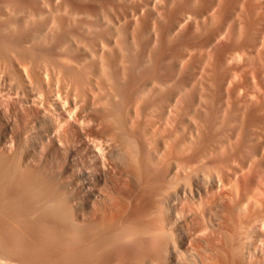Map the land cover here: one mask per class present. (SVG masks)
Returning <instances> with one entry per match:
<instances>
[{
    "label": "rangeland",
    "instance_id": "374dc122",
    "mask_svg": "<svg viewBox=\"0 0 264 264\" xmlns=\"http://www.w3.org/2000/svg\"><path fill=\"white\" fill-rule=\"evenodd\" d=\"M259 38L264 0H0V174L15 173L20 193L0 196L8 203L0 201V257L12 264H259L252 248L244 251L250 227L236 223L258 212L251 215L246 194L261 200L256 170L243 162L264 146ZM253 73L261 76L254 88ZM66 112L90 120L98 138L128 142L106 148L104 171L89 168L94 190L79 179L90 167L80 135L63 146L49 135L73 122ZM37 175L67 191L66 213L47 208L45 216L63 229L84 216L82 231L66 228L63 238L37 224ZM69 191L78 203L68 201ZM88 194L108 217L99 225L88 224Z\"/></svg>",
    "mask_w": 264,
    "mask_h": 264
},
{
    "label": "bare ground",
    "instance_id": "6f19581e",
    "mask_svg": "<svg viewBox=\"0 0 264 264\" xmlns=\"http://www.w3.org/2000/svg\"><path fill=\"white\" fill-rule=\"evenodd\" d=\"M219 1V0H218ZM219 4V3H218ZM218 11H219V9H218ZM217 11V12H218ZM24 21V20H23ZM46 22H48V21H46ZM46 22H44V24H45V26H48L47 24L48 23H46ZM51 22V21H50ZM43 24V25H44ZM21 25V24H20ZM42 25V26H43ZM51 25V24H50ZM7 26V25H6ZM39 26H41V25H39ZM41 26V27H42ZM8 27H9V25H8ZM7 27V28H8ZM11 27V26H10ZM51 27V26H50ZM233 27H235V26H233ZM232 27V28H233ZM238 27V26H237ZM7 28H4L5 30L7 29ZM45 28V27H44ZM44 28H42V30H44ZM47 28V27H46ZM41 29V28H40ZM39 29V30H40ZM52 28H50V30H51ZM37 31V33H39L38 32V29H36ZM239 29H237V31H238ZM7 32H9V31H7ZM42 32H44V31H42ZM47 32V31H46ZM234 32V31H233ZM35 33V30H34V32H32V34H34ZM221 33V32H220ZM230 33H232V30H231V32H230V30H229V34ZM237 33V32H236ZM260 34H263V33H260ZM39 35H41V33L39 34ZM32 36V35H31ZM33 37V36H32ZM35 37V36H34ZM263 37V36H262ZM37 38V37H36ZM39 38V37H38ZM38 38H37V40H38ZM29 39L30 38H27V41H29ZM34 39V38H33ZM41 39V38H40ZM259 39H261V38H259ZM31 40H32V38H31ZM34 40H36V39H34ZM44 40V39H43ZM33 41V40H32ZM31 41V42H32ZM40 41V40H39ZM45 41V40H44ZM261 41H264V39L262 40L261 39ZM41 42H42V40H41ZM40 42V43H41ZM33 43V42H32ZM31 43V44H32ZM36 43H38V41L36 42ZM259 43H261V42H259ZM34 44V43H33ZM262 44H263V42H262ZM261 46H263V45H261ZM247 47H249V46H247ZM257 47V46H256ZM264 47V46H263ZM263 47H261L262 49H263ZM259 49V48H258ZM258 49H256V51H254L255 52V54L256 53H258L257 52V50ZM251 51V50H250ZM258 51H260V50H258ZM261 52H262V50H261ZM249 53V52H248ZM251 53V52H250ZM260 53V52H259ZM247 54V53H246ZM255 54H254V56H255ZM261 54H263V52L261 53ZM260 54V55H261ZM259 55V56H260ZM247 56H249L248 54H247ZM251 56V55H250ZM258 55H257V57H259ZM262 57L264 56V55H261ZM260 56V57H261ZM256 57V56H255ZM262 57L260 58V61L262 60ZM247 58H249V57H247ZM254 58V57H253ZM253 58H251V59H253ZM254 59H256V58H254ZM254 59H253V61H254ZM245 60V59H244ZM250 60V59H249ZM246 61H247V59H246ZM252 61V60H251ZM250 61V62H251ZM256 61V60H255ZM254 61V62H255ZM258 61H259V59H258ZM257 61V62H258ZM257 62H256V64L255 65H257ZM262 62H264V59H263V61H261V63L260 64H258V68H259V71H263L264 70V68H263V70H262V67H264V63H262ZM43 63V62H42ZM248 63V62H247ZM246 64V63H245ZM249 64V63H248ZM252 64V63H251ZM250 64V65H251ZM246 66H247V64H246ZM254 66V65H253ZM43 67V66H42ZM45 67V66H44ZM250 68H252L251 66H250ZM254 68H255V70L254 69H252L251 71H253L254 73H256V74H258V72L256 71V69H258V68H256L255 66H254ZM44 69H46V68H44ZM261 69V70H260ZM247 70H249V69H247ZM249 72H250V70H249ZM248 73V72H247ZM252 73V72H251ZM250 73V74H251ZM253 73V75H251L252 76V78L254 79L255 77H256V74H254ZM249 74V75H250ZM262 74H263V72L261 73V76H262ZM264 75V74H263ZM250 76V77H251ZM258 77L260 76V75H257ZM260 76V77H261ZM257 77V78H258ZM263 77V76H262ZM247 78V77H246ZM257 78H255L256 79V81H253L254 82V84H252V87L254 86V85H256L255 84V82H258L257 81ZM259 81H261V80H259ZM252 82V83H253ZM250 83V82H249ZM248 83V84H249ZM251 84V83H250ZM249 84V85H250ZM258 84V83H257ZM263 84V83H262ZM259 85V84H258ZM260 86H262L261 84H260ZM256 87H257V85H256ZM250 88H251V86H250ZM254 88V87H253ZM264 89V87L262 86V87H260V89ZM258 89H259V87H258ZM259 89V90H260ZM247 90V89H246ZM254 90V89H253ZM261 91H264V90H261ZM251 92V91H250ZM249 93V92H248ZM264 93V92H263ZM251 94V93H250ZM253 94H255V93H253ZM258 94V93H257ZM260 94V93H259ZM262 94V93H261ZM249 95V94H248ZM245 96H246V94H245ZM259 96H261V95H259ZM253 97H254V95H253ZM257 97V96H256ZM256 97H255V100H256ZM262 97H264V96H261V98L260 99H258V100H261L262 101V103H264V101L262 100ZM248 100V99H247ZM255 100H253V103L252 104H255L254 102H256ZM247 102V101H246ZM260 102V101H259ZM258 103V102H257ZM246 104V103H245ZM251 104V103H250ZM249 104V105H250ZM246 105H248V104H246ZM263 105V104H262ZM255 107L257 106V104H255L254 105ZM253 106V107H254ZM258 106H259V104H258ZM264 106V105H263ZM246 107V106H245ZM250 107V106H249ZM75 108V104H73V105H71L70 106V108L68 109V112H72L73 111V109ZM252 108V107H251ZM250 108V109H251ZM260 108V107H259ZM264 108V107H263ZM245 109V111H248V110H246L247 108H244ZM249 109V110H250ZM255 110V109H254ZM260 110V109H259ZM261 110H263L264 111V109H261ZM261 110H260V112H261ZM67 111V110H66ZM255 111H257V110H255ZM244 112V111H243ZM253 112V111H252ZM251 112V113H252ZM259 112V111H258ZM70 113H67L66 112V115L67 116H65L66 118L68 117V118H70V117H72V119H73V122L70 124L69 122V124H66L65 123V125H62L63 127H57V128H54L51 132H50V134L49 135H51V134H53V136L55 137V139H54V141H56V143L58 144V145H60V146H63L65 143H66V141H67V138H69L70 136H71V134H77V135H80V137L82 138V151H83V154L84 155H86V159H88V163L90 164V167H85V169H83L82 170V172H80V173H78V175H79V179L81 180V182L84 184V186L83 187H85L86 189H88V191H91V190H94L93 189V182H92V178H91V173H90V170H89V168H91V166H95V165H98V166H100L101 168H102V170L104 171L105 170V168H106V160L108 159V155H107V153H106V148L108 147V146H115V144L116 143H121V144H123V145H126L128 142H126V139H125V137H120V136H118V135H116V134H110V133H108V134H106L103 138H98V137H96L95 135H94V131H93V127H92V125H91V121L89 120H86V119H84L82 116H80L79 114H74L73 115V113H72V116H71V114ZM244 113H246V112H244ZM248 113V112H247ZM246 113V114H247ZM257 113V112H256ZM255 113V114H256ZM70 114V115H69ZM250 114V113H249ZM254 114V113H253ZM258 114V113H257ZM262 112L260 113V114H258L257 116H259L257 119H258V122L260 123V125L261 126H264V113L262 114ZM252 115V114H251ZM250 115V116H251ZM256 116V117H257ZM64 118V117H63ZM66 118H64V119H66ZM71 119V118H70ZM250 119V118H249ZM249 119H248V121H249ZM252 119H253V117H251V120L250 121H252ZM95 123H92L93 125H97V126H105L106 125V123H107V121H103L102 119H99V120H97V119H92ZM65 121V120H64ZM257 121V120H256ZM244 123V122H243ZM253 123H254V121H253ZM258 123V124H259ZM249 124V123H248ZM255 124V123H254ZM257 124V125H258ZM244 126V125H243ZM251 126H252V124H251ZM250 126V127H251ZM261 126H258L259 127V129H260V127ZM257 127V126H256ZM258 127H257V129H258ZM60 128H62V129H60ZM247 128H249V125H248V127ZM253 128H255V127H253ZM243 129H244V127H243ZM263 129V128H262ZM248 130H250V129H248ZM256 130V129H255ZM247 131V130H246ZM254 131V130H253ZM262 131V130H261ZM261 131H258L259 133L261 132ZM264 131V130H263ZM262 131V132H263ZM245 132V131H244ZM255 132V131H254ZM253 132V133H254ZM248 133H249V131H248ZM252 133V134H253ZM246 134H247V132H246ZM255 134H257L258 135V133H254V135ZM258 136H260V135H258ZM261 136L262 137H264L263 136V134H261ZM260 136V137H261ZM261 140V139H260ZM262 141V140H261ZM260 141V142H261ZM264 141V140H263ZM258 143V142H257ZM259 144V143H258ZM257 144V145H258ZM261 144V143H260ZM236 145V144H235ZM235 145H233V146H235ZM253 145V144H252ZM256 145V143L254 144V146ZM262 145V144H261ZM260 145V146H261ZM6 146L7 147H10L11 146V141L10 142H7L6 143ZM249 146V145H248ZM260 146H257V147H260ZM233 148V147H232ZM235 148H236V146H235ZM254 147H252V149H253ZM256 148V147H255ZM254 148V149H255ZM237 149V148H236ZM235 149V150H236ZM257 149H260V156L258 157V155H259V153L257 152V151H259V150H256L255 149V151H256V154H247V156L245 155V160L243 161V160H241L240 159V157H239V160H241V162L240 163H242V161L244 162V163H246V165L245 166H247L248 165V167H249V169H251V172H252V169H254L253 171H255L256 170V172H257V175H255L256 174V172H254V176H256V177H253V178H256V179H253V180H256V182H258L257 183V185H259V188H258V186H257V190L259 191L260 190V193H258L260 196H261V200L259 201V200H257V199H255V197H252V195L251 194H249L248 192H245V193H248V194H246V195H248V198H252L251 200H252V202L250 201L249 202V204L250 203H252V204H250V206L251 205H253V210L254 209H258L257 211L259 212H256V214H255V216H254V213H255V211L256 210H254V212H253V210H252V213H251V215L252 216H254V218L252 217V216H250V210H247L246 209V213L245 214H247V213H249V216L250 217H252V218H249L248 217V221H250V219H251V221L250 222H248V224L246 223V221L244 222V218H247V217H244L243 215V219H241L242 217L240 216V218L238 217V220L239 219H241V220H243L242 222H243V224L240 222H236L235 220H234V222H236L237 223V226H239L240 225V227H243V225L245 224V228L243 227L242 229H248L249 227V229L248 230H244L245 232V234L244 233H241L242 235L244 234V238L245 239H247L248 241H246V242H248V245H247V247H244L245 245H243V247L244 248H248V250H244V251H249V248L251 249L252 248V250H251V253L253 252V254H254V252L256 253V254H254V256H256L259 260H256L257 262H259V264H264V146L263 147H260V148H257ZM230 150H233V149H230ZM246 151V153H247V149L245 150ZM252 151V150H251ZM232 152V151H231ZM230 151H229V153H231ZM250 152V151H249ZM233 153H234V151H233ZM233 153H231L230 155H232L233 156ZM236 153V152H235ZM241 153V152H240ZM254 153V152H253ZM258 153V154H257ZM239 154V153H238ZM243 154L244 153H242V157H244L243 156ZM237 155V154H236ZM239 156H241V154L239 155ZM257 156V157H256ZM234 157H236V156H234ZM238 157V156H237ZM233 160H234V158H233ZM238 159L237 160H235V161H239ZM234 161V163H236ZM3 163V162H2ZM238 163V162H237ZM5 164V163H4ZM3 165V164H2ZM6 165V164H5ZM93 166V167H94ZM241 166V165H240ZM242 166H244L243 164H242ZM244 166V167H245ZM4 167V166H3ZM8 166H6V168H7ZM248 167H247V171H248ZM5 168V167H4ZM3 168V169H4ZM8 169H10V168H8ZM8 169H4V170H8ZM1 170H2V168H1ZM13 170V169H12ZM11 170V171H12ZM9 171V170H8ZM8 171H6V172H8ZM10 171V172H11ZM6 172L5 171H3V174H0V196H3V195H6V196H8V197H10V198H12V200L14 199V197H18V198H20V193L18 192V188H17V186H18V184L16 183V182H14V179H15V177H13V176H15L14 174V171H13V173L14 174H12V172H11V174L10 175H8L9 174V172H8V174H7V176H5L6 175ZM17 172V171H16ZM251 172H249L248 171V173H251ZM1 173V172H0ZM5 174V175H4ZM252 175H253V173H251ZM247 175V174H246ZM252 175H247L248 177L249 176H252ZM245 175H243V179H241V180H243L244 182L246 181V180H244V178L246 177L247 178V176H245ZM245 178V179H246ZM252 179V178H251ZM258 180V181H257ZM247 181H250V178L247 180ZM246 181V182H247ZM239 182V181H238ZM238 182H236V183H238ZM244 182L242 183V184H244ZM253 182V181H252ZM240 183V182H239ZM238 183V184H239ZM241 184V183H240ZM241 184V185H242ZM249 183H247L245 186H247ZM250 185V184H249ZM248 185V186H249ZM5 186V188H4V190L1 192V189L3 188ZM240 186V185H239ZM251 187L253 186V184H251L250 185ZM250 187V188H251ZM255 187V186H254ZM37 188L40 190V194H41V196L40 197H37V204H36V206H37V224H39L40 222H42V221H45V222H47V224L48 225H50L51 227H52V229L53 230H58V233L59 234H61L62 235V237L63 238H69L70 237V234H69V232L67 231V229H70V230H73V228H77L76 230L77 231H82L83 229H84V222H83V220H84V216L82 217L81 216V218H77V222H78V224L75 222V223H73V222H71L70 224L72 225V227H71V225H70V227L69 226H67L65 229H63V227H61V228H59V226H58V224L56 223V221H54V220H52V219H48L46 216H45V214H44V212H43V210L44 209H47V208H53V209H55V208H57L58 210L59 209H61L62 210V212H64V213H66V206H67V191H66V194H65V191L64 192H62V189H63V187H61V191H60V186L58 185V184H56L53 180H50V179H48V180H39V175H37ZM236 188V187H235ZM245 188V187H244ZM248 188V187H247ZM253 188V187H252ZM237 189V188H236ZM242 189V188H241ZM246 189V188H245ZM42 190V191H41ZM248 190V189H247ZM246 190V191H247ZM251 190V189H250ZM249 190V191H250ZM237 192H238V190H236ZM240 191V190H239ZM255 191V190H254ZM257 191V192H258ZM241 192V191H240ZM240 192H238V193H240ZM245 193L243 192V193H240V194H242L243 196L245 195ZM69 194H70V191H69ZM240 194H236V197L237 196H239ZM255 194H257V193H255ZM245 195V196H246ZM91 194H88L87 195V197L85 198V203L86 204H88V205H90V209L86 212V217H87V219H89L91 222H89L88 224H90V225H97V222H98V225L101 223H99V221H101V220H104V219H107L108 217V215L107 216H105V217H107V218H103L104 216H102V214L99 216L98 214H100V212L98 213V210H97V208L95 209L94 207L96 206H94V202L92 203V200H91ZM254 196V195H253ZM242 197V196H241ZM247 197V196H246ZM4 198V196L2 197V199ZM17 198V199H18ZM238 198V197H237ZM0 200V201H2L3 203L2 204H5L4 203V201L3 200ZM9 199V198H8ZM239 199H240V196H239ZM239 199H237L238 201H241V199L239 200ZM245 199L246 200H248L247 198H243V201H245ZM11 199H9V201H12ZM68 201H71V203H78L79 202V200L77 199V198H73V197H71V194H70V198H68ZM249 201V200H248ZM254 201V202H253ZM35 202V201H34ZM34 202H31L32 204L34 203ZM30 203V204H31ZM36 203V202H35ZM34 203V204H35ZM259 203V204H258ZM1 204V203H0ZM7 204L8 203H6L5 205L7 206ZM31 204V205H32ZM5 205H4V207L3 208H1V209H4L5 208ZM0 206H2V205H0ZM35 205H33V207H34ZM94 206V207H93ZM11 206H9V208H10ZM32 208V207H31ZM245 208H246V205H245ZM245 208H244V210H245ZM247 208H248V205H247ZM7 209V208H6ZM33 209V208H32ZM249 209H252V207H249ZM9 210H11V208L9 209ZM34 210V209H33ZM101 210V209H100ZM243 211V210H242ZM249 211V212H248ZM103 212V211H102ZM104 212H106V211H104ZM108 212V211H107ZM242 213V212H241ZM35 214V213H34ZM109 214V213H108ZM244 214V215H245ZM103 215H105V214H103ZM238 215H240V214H238ZM35 216V215H34ZM33 216V217H34ZM101 216H102V218L103 219H101ZM109 216H110V214H109ZM245 216H248V215H245ZM33 217L31 218V220L33 219ZM236 217H237V215H236ZM30 218H28V220H29ZM31 220H29V221H31ZM236 220H237V218H236ZM240 221V220H239ZM0 222H2V219H1V221ZM104 222V221H103ZM103 222H102V224H103ZM107 222V221H106ZM27 223H28V221H27ZM26 222H25V224H27ZM235 223V224H236ZM2 225H4L3 223H1ZM44 224H46V223H44ZM74 224V225H73ZM101 224V225H102ZM246 224H247V226H246ZM1 225V226H2ZM30 225H31V223H30ZM86 225V224H85ZM100 225V226H101ZM242 225V226H241ZM249 225V226H248ZM1 226H0V229H4L3 227H5V226H3L2 228H1ZM49 226V227H50ZM74 226V227H73ZM231 226H233V224L231 225ZM236 225L234 226L235 228L237 227ZM50 227V228H51ZM69 227V228H68ZM155 227H158V226H156L155 225ZM227 228H228V226H226ZM229 227H230V225H229ZM240 227H238L237 229L239 230V232L238 233H240L241 231V228ZM246 227H248V228H246ZM23 228H26V226L24 227V226H22V230L24 231V229ZM231 228V227H230ZM233 228V227H232ZM231 228V229H232ZM51 229V230H52ZM236 229V230H237ZM233 230V229H232ZM236 230H234L235 232H236ZM74 231H75V229H74ZM249 231V232H248ZM22 232V231H21ZM26 232V231H25ZM54 232L56 233L57 231H53V233H52V231H51V233L52 234H54ZM72 232V231H71ZM236 232V233H237ZM20 233V232H19ZM18 233V234H19ZM22 233H24V232H22ZM50 233V234H51ZM17 234V233H16ZM15 234V235H16ZM17 234V236H19ZM26 234V233H25ZM43 234V233H42ZM49 234V233H48ZM48 234H46V235H48ZM49 234V235H50ZM21 235V234H20ZM43 236V235H42ZM42 236H40L39 235V237L41 238ZM45 236V235H44ZM54 236V235H53ZM238 236H240V235H238ZM50 237V236H49ZM48 237V238H49ZM242 239H244L242 236H240ZM17 238V237H16ZM21 238V237H20ZM47 237H46V240L48 239ZM50 238H53V237H50ZM19 239V238H18ZM54 239V238H53ZM21 240V239H20ZM241 240V239H240ZM44 241H45V239H44ZM244 241V240H243ZM245 242V243H246ZM46 243H48V242H46ZM45 243V244H46ZM244 243V242H243ZM249 243L251 244V245H249ZM41 244V243H40ZM242 245H241V247H242ZM2 246V245H1ZM0 246V247H1ZM128 246H130V247H133L134 245L133 244H131V243H129L128 244ZM249 246V247H248ZM251 246V247H250ZM3 247V246H2ZM4 248V247H3ZM133 248H135V246L133 247ZM243 248V249H244ZM3 250V249H2ZM1 250V248H0V251H2ZM6 249L4 248V251H5ZM47 250V249H46ZM43 251V250H42ZM48 252H49V250H47ZM53 252V250L52 249H50V252L49 253H52ZM243 250H242V253L244 252ZM3 253H5V252H3ZM2 252H1V254H3ZM42 253H44V252H42ZM45 253H47V252H45ZM229 253V252H228ZM246 253V252H245ZM250 253V254H251ZM36 254V253H35ZM53 254V253H52ZM248 255H250L249 254V252L247 253ZM44 255H47V254H44ZM228 255H230V254H228ZM248 255H245L246 256V258H247V256ZM237 255H234V257H236ZM244 256V255H243ZM251 256V255H250ZM229 257V256H228ZM233 257V256H232ZM252 257V256H251ZM238 258V257H237ZM250 258V257H249ZM255 258V257H254ZM3 259H4V257H3ZM1 257H0V264H12V263H9L8 261H6V259H4L3 260ZM222 259V258H221ZM239 259H241V258H238L237 260L238 261H240ZM244 259V258H243ZM256 259V258H255ZM254 259V260H255ZM223 260V259H222ZM245 260V259H244ZM253 260V259H252ZM253 260V262H255ZM233 261V260H232ZM231 261V262H232ZM235 261H236V258H235ZM247 261V260H246ZM251 260L249 259V262H250ZM248 261H247V263H249ZM251 263V264H254V263ZM225 264L227 263L228 264V262H224ZM223 262H222V264H224ZM235 262H233V263H231V264H234ZM256 263V262H255ZM230 264V263H229ZM236 264H238L237 262H236ZM256 264H258V263H256Z\"/></svg>",
    "mask_w": 264,
    "mask_h": 264
}]
</instances>
